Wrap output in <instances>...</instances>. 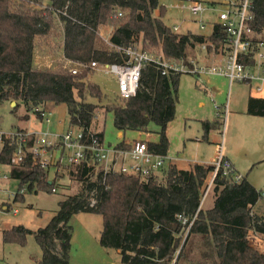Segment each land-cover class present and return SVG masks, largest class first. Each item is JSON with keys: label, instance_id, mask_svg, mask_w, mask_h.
Instances as JSON below:
<instances>
[{"label": "trees", "instance_id": "16d2710c", "mask_svg": "<svg viewBox=\"0 0 264 264\" xmlns=\"http://www.w3.org/2000/svg\"><path fill=\"white\" fill-rule=\"evenodd\" d=\"M162 1L51 0L45 6L43 0H0V102L15 103L14 110L21 103L28 112L47 104L65 105L70 128L83 131L85 136L96 133L94 121L99 107L87 99H101L100 87L85 82L87 70L75 76L67 67L56 71L35 68V41L54 34L59 19L64 24L63 56L72 64L126 63L122 52L97 48L103 27L113 29L110 42L114 46L127 49L142 41L144 51L157 48L166 59L186 60L189 49L208 43L220 48L224 39L220 29L212 37L175 33L165 23L167 9ZM254 13L251 39L256 46L264 43V0L256 1ZM181 76H164L156 66L147 65L137 95L123 105L106 108L107 113L113 114L115 129L125 135H146L150 125L155 124L160 129L159 141L149 143V149L167 156V129L176 117L175 88ZM247 114L264 117V99L250 97ZM203 126L207 130L213 127L209 122ZM97 134L105 141L104 130ZM18 135L0 136V165L19 182L14 204L22 203L30 193L54 194L60 179L58 173L35 164L30 153H26L22 163H13L18 144L22 143ZM35 141L34 135L26 137L25 150L33 147ZM118 148L129 149L130 144L122 142ZM64 171L79 184V189L59 204L48 226L31 230L19 225L2 231L4 244L21 247L29 236H34L42 251L38 264L70 263V221L80 213L102 216L100 245L116 250L121 264H264V257L243 247L230 230L254 232L264 240V218L242 203L246 179L237 183L233 174L221 173L207 191L206 171L196 166L191 171L169 167L165 184L159 179L142 182L135 176L105 174L103 167L94 163Z\"/></svg>", "mask_w": 264, "mask_h": 264}, {"label": "rangeland", "instance_id": "374dc122", "mask_svg": "<svg viewBox=\"0 0 264 264\" xmlns=\"http://www.w3.org/2000/svg\"><path fill=\"white\" fill-rule=\"evenodd\" d=\"M44 5L48 6L51 0H43ZM162 4L167 9L165 23L168 26L179 24L181 18H189L188 13H183L180 8L181 0H164ZM160 15V11L156 12ZM63 26L58 19L54 34L37 38L35 41V68L41 70L56 71L59 68L75 69L76 65L64 59L63 56ZM192 33H199V28L195 25H189ZM185 29L183 30V32ZM113 29L103 27L100 30V42L97 48L111 51L109 45ZM139 47H143L140 41ZM149 53L159 56V49H149ZM189 57L185 60L194 61L196 67H212L217 64V58L206 56L200 49H189ZM65 63V64H64ZM84 70L81 72L83 73ZM86 83L96 84L100 87L102 98L88 97L87 102L98 105L95 124L97 132L105 131V141L107 144L117 145L122 142L131 144L137 140H145L148 137L150 143L159 140V127L155 124L150 125V133L141 135L129 132L122 134L114 127L113 114L107 113L106 108L111 105H123L119 101L118 80L113 75L99 72H88L85 79ZM178 96L177 112L175 119L168 125L167 135L170 140V154H176L184 148V144L190 146L195 151V142L191 136L202 137L204 135L201 121H209L213 127L221 128L224 125L225 146H232L234 150L241 155V163H244L241 169L242 177L246 179L255 193L259 194V200L255 211L264 216V117L250 116L246 113L247 101L245 94L250 91L246 86L235 83L232 87L229 82L222 84V81L212 75L205 80L197 75L183 74L178 86L175 88ZM263 93H261L262 95ZM231 96L230 111L241 112L235 114L229 120L228 116L223 115L219 118L216 112L218 107L227 103L228 96ZM264 95V94H263ZM233 100V101H232ZM223 102V103H222ZM223 105H222V104ZM40 110H51L54 113L52 125H46L36 113V109L28 112L23 104L17 110L9 102H0V136L18 135V132L35 133H64L69 126V115L65 105L56 106L47 104L40 106ZM229 115V114H228ZM218 122V123H216ZM222 126V127H221ZM241 128V139H236V130ZM219 130V129H218ZM204 147V146H203ZM2 142L0 140V151ZM185 163V162H184ZM186 167L191 163L186 162ZM169 167L163 169L159 175V183L165 184ZM55 171L54 169H50ZM5 168L0 174V205H6L9 195H15L19 188V182L9 177L8 181H3ZM9 175V174H8ZM59 180L54 194L30 193L25 196L22 203H13V210L18 209L20 214L14 216L0 212V263L1 264H38L42 258V251L37 244L34 236H29L24 247L15 244H4L2 231L11 229L15 226L24 225L31 230H38L48 226L59 210V204L77 193L79 184L71 179L67 171H58ZM7 183V184H6ZM5 190V192L3 191ZM10 205V202H8ZM206 205L211 206V200ZM72 243L70 251L69 264H121L120 254L113 249H105L100 245V236L103 230V218L100 215L80 213L75 215L71 221ZM257 234L250 231H243L238 237L245 247L253 248L257 244ZM186 239V234L182 237L181 246Z\"/></svg>", "mask_w": 264, "mask_h": 264}, {"label": "built area", "instance_id": "2783aa9c", "mask_svg": "<svg viewBox=\"0 0 264 264\" xmlns=\"http://www.w3.org/2000/svg\"><path fill=\"white\" fill-rule=\"evenodd\" d=\"M256 1L181 0L182 6H176L183 13H188L190 17L181 18L179 24L171 26L175 33L194 34L187 28L189 25L199 28L198 35L206 34L207 37H212L216 29L224 33L223 42L218 50L214 43L200 46L206 56L217 58L215 66L197 68L194 61L166 59L162 53L157 56L144 51L139 46L124 49L109 43L112 49L122 52L127 57L125 64H99L91 61L87 64H75V69H71L70 72L75 76L81 74L83 70L115 76L119 86V101L122 104L137 95L142 71L147 65L156 66L164 76L170 73L217 75L227 79L231 86L234 83H241L261 92L264 89V43L255 46L251 39L254 35ZM228 105L229 102L219 117L222 118L228 112ZM38 108L36 113L39 112L41 120L48 126L52 125L54 113L51 110ZM218 110L221 111L220 108ZM97 133H89L85 136L83 131L69 128L64 133L21 134L22 143L18 144L13 163H22L26 153H30L35 164L45 170L54 169L56 173L75 165L94 163L98 167H103L105 174L119 173L135 176L142 182H149L152 179H158L163 169L176 160L152 153L146 140L134 141L129 149H121L118 148L119 144L111 145L102 141ZM29 135H34L36 141L33 147L25 150L24 144ZM219 137L211 154L197 155L191 161L193 166L206 171L207 191L211 189L221 173L223 176L233 174L237 183L243 180L235 173L232 162L225 154L224 125ZM4 169L5 167L0 165V174ZM3 179L8 180L9 175L4 174ZM15 195H9L10 204L11 199L14 201ZM4 203L7 204L0 205V212L14 216L20 214L18 209L13 210L12 206L8 208V202ZM183 223H186V220ZM257 241V244L249 249L264 257V241L259 236Z\"/></svg>", "mask_w": 264, "mask_h": 264}, {"label": "crops", "instance_id": "0c3cea01", "mask_svg": "<svg viewBox=\"0 0 264 264\" xmlns=\"http://www.w3.org/2000/svg\"><path fill=\"white\" fill-rule=\"evenodd\" d=\"M157 14V13H156ZM188 75H194V74H188ZM197 76H200L202 77L203 79L207 80L208 79V76L210 75H197ZM214 77H217L219 78L221 81H222V84H224L225 82H229L227 79L221 77V76H217V75H212ZM181 79V78H180ZM230 84V83H229ZM235 84V83H234ZM233 84V85H234ZM238 84H241V83H238ZM232 85V86H233ZM241 85H244L246 86L250 91L248 92V94H245V98H246V101H247V105H248V100L250 97H254V98H261V99H264V89L263 91L261 92H257L255 91L251 86H248L246 84H241ZM231 86V85H230ZM231 86V87H232ZM261 93H263L261 95ZM178 95V94H177ZM233 101V100H232ZM229 102V105H228V112L225 114L226 115V118L228 116L229 120L233 118V116L235 114H238V113H241V112H237L235 110L233 111H230V105H231V96L229 95L228 96V99H227V103ZM223 103V102H222ZM221 103V104H222ZM226 103V104H227ZM216 105V112H217V115L218 114H222L223 110H224V106H221V107H218L217 105H220V104H217L215 103ZM223 105V104H222ZM218 108L221 109V111L218 110ZM246 113H247V109H246ZM229 114V115H228ZM221 118V117H219ZM202 122V126H203V123L206 122V121H201ZM209 122V121H207ZM212 126H214L213 124L215 123H211L209 122ZM218 123V122H216ZM225 128V127H224ZM219 129V130H218ZM203 130H205L204 126H203ZM220 130L221 128H217L216 126L215 127H211L210 130H207L204 131V135H202V137H194L192 138L193 136H191V140H193L195 142V151H192V148L186 144H184V148L182 150H179L176 154H170V150L168 152V157L172 158V159H176V160H173L172 163H170V161L168 163H170L167 167H172V166H176L177 168H179L180 170H184V171H191L194 166L192 165L191 161L195 158V156L197 155H206V154H211L212 151H213V147L214 145L219 141L220 139ZM27 133V132H26ZM28 134H38V133H35V132H29ZM3 135V134H2ZM143 136V135H142ZM119 137L122 138V134L120 133L119 134ZM236 139H241V128L240 129H237L236 130ZM145 140L149 142V139L148 137L145 138ZM159 141V140H158ZM157 141V142H158ZM155 142V143H157ZM204 146V147H203ZM170 149V148H169ZM225 154L226 156L228 157V159L232 162L233 164V167H234V171L235 173H237L238 175H240L242 177V174H241V169H242V166L244 165V163H241V155H239L232 146H225ZM186 162H190L191 163V166L192 168L190 167H186L185 163ZM5 174H7L6 171H4ZM243 178V177H242ZM245 179V178H243ZM1 180L3 181H8V180H4L3 178H1ZM7 184V183H6ZM251 186L249 184L246 185L245 189L241 192V198H242V203L245 207H247L248 209H251L255 214H257L258 216L264 218V216H261L260 214H258L254 209L257 205V203L262 199V197L260 198L259 200V194L255 193L253 190H251ZM253 189V188H252ZM1 190V189H0ZM5 192V190H3ZM9 198V197H8ZM259 200V201H258ZM9 202V199L8 201ZM4 203V202H3ZM230 230L236 235V237L238 238L240 236V234L243 233V230H239V229H235V228H230ZM239 239V238H238ZM263 240V239H262ZM240 241V240H239ZM264 241V240H263ZM242 246L245 247V245L242 243ZM1 264V263H0Z\"/></svg>", "mask_w": 264, "mask_h": 264}, {"label": "water", "instance_id": "95a60500", "mask_svg": "<svg viewBox=\"0 0 264 264\" xmlns=\"http://www.w3.org/2000/svg\"><path fill=\"white\" fill-rule=\"evenodd\" d=\"M13 104V106H15V103H12Z\"/></svg>", "mask_w": 264, "mask_h": 264}]
</instances>
